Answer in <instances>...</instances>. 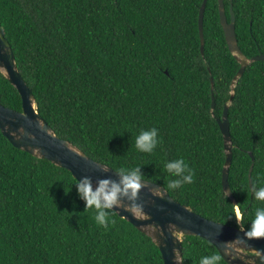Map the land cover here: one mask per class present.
<instances>
[{
    "label": "trees",
    "instance_id": "16d2710c",
    "mask_svg": "<svg viewBox=\"0 0 264 264\" xmlns=\"http://www.w3.org/2000/svg\"><path fill=\"white\" fill-rule=\"evenodd\" d=\"M224 2L229 21L233 6L243 53L264 54V0ZM202 3L0 0V21L39 114L59 137L116 171L139 167L143 179L166 189L165 161L183 156L194 182L170 195L204 217L248 229L264 207L251 191L264 186V61L251 63L233 88L241 65L228 47L219 0L207 1L201 51ZM0 102L22 109L1 69ZM227 104L237 204L222 182L226 150L217 118ZM153 126L161 143L141 153L135 137ZM75 183L69 170L14 147L0 129V264H164L152 237L116 211L114 223L99 226ZM210 253L220 254L200 236H183L182 264Z\"/></svg>",
    "mask_w": 264,
    "mask_h": 264
},
{
    "label": "water",
    "instance_id": "95a60500",
    "mask_svg": "<svg viewBox=\"0 0 264 264\" xmlns=\"http://www.w3.org/2000/svg\"><path fill=\"white\" fill-rule=\"evenodd\" d=\"M207 1L203 0L199 13L202 52H204L205 45L204 15ZM219 13L228 47L241 65L232 81L234 88L251 63L264 61V54L249 58L241 50L236 35L233 6H231V21L228 20L224 0H219ZM0 69L17 88L22 98L21 110L5 106L0 102V129L14 147L23 149L36 157L49 159L69 170L76 179L89 176L94 185L101 178L111 177L119 180L120 177L116 170L92 159L69 140L59 137L39 114L36 109L35 96L18 68L13 48L6 37L5 27L1 21ZM233 97L234 92L230 97V102ZM212 99L213 113L216 107L214 95ZM229 106L230 104L225 106L223 115L218 117L217 121L223 134L226 150L222 177L223 189L226 195L237 204L229 182V171L233 159ZM105 168L108 170L105 171ZM252 171L253 165L249 172L251 187ZM143 180L144 187L139 192L137 206L132 207L131 210H126L121 206L114 211L141 232L152 237L162 253L164 264H182L183 236L185 235L200 236L211 242L228 264H264V238L248 239L245 237L247 229L204 217L174 199L165 186ZM176 256L181 258L179 262L175 260Z\"/></svg>",
    "mask_w": 264,
    "mask_h": 264
},
{
    "label": "clouds",
    "instance_id": "9594fccd",
    "mask_svg": "<svg viewBox=\"0 0 264 264\" xmlns=\"http://www.w3.org/2000/svg\"><path fill=\"white\" fill-rule=\"evenodd\" d=\"M160 143L159 129L155 126L142 128L135 137V147L141 153H152ZM163 167L169 176L167 190L182 189L184 185L194 182L195 172L183 156L166 160ZM116 173L120 177L119 180L106 177L99 179L94 185L91 177L84 176L76 179L75 183L79 197L85 202V209H94L95 222L104 228H107L109 223H114L111 215L113 210L121 206L131 210L137 206L139 192L144 187L141 168H121ZM251 191L256 201L264 202V186L254 185ZM236 219L240 226L239 211ZM245 237L264 238V207L255 209L254 218L251 226L245 231ZM180 259L179 256L175 257L177 262ZM199 264H222V257L219 253L206 254L200 257Z\"/></svg>",
    "mask_w": 264,
    "mask_h": 264
}]
</instances>
